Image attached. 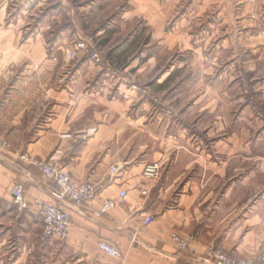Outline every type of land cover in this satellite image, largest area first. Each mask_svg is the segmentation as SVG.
Returning <instances> with one entry per match:
<instances>
[{"label": "crops", "instance_id": "0c3cea01", "mask_svg": "<svg viewBox=\"0 0 264 264\" xmlns=\"http://www.w3.org/2000/svg\"><path fill=\"white\" fill-rule=\"evenodd\" d=\"M82 23L103 39L115 26L114 49L147 26L142 48L192 55L158 84L178 67L193 73L187 88L157 103L88 59L70 63ZM138 66L145 76L160 68L149 57L125 71ZM241 70L256 111L243 105ZM0 137V264H198L211 245L264 256V0H0ZM24 154L55 157L97 187L88 204L60 203L72 215L65 241L43 242L42 217L13 203L17 183L30 203H58ZM109 199L117 205L96 216ZM173 234L194 235L199 256L181 253Z\"/></svg>", "mask_w": 264, "mask_h": 264}, {"label": "built area", "instance_id": "2783aa9c", "mask_svg": "<svg viewBox=\"0 0 264 264\" xmlns=\"http://www.w3.org/2000/svg\"><path fill=\"white\" fill-rule=\"evenodd\" d=\"M92 41V36L83 35L80 37L71 49V59L75 60L80 52H88L91 54V60L97 62L99 65H109L110 62L103 60L97 50L92 48ZM87 135L88 133L81 137L85 138ZM7 145L8 143L0 137V155L6 149ZM20 159L38 168L43 176L55 186V197L58 203H48L41 199H35L33 203H30L26 198L24 184L17 183L11 189L14 205L19 212L34 208L42 217L44 227L40 239L43 242L49 239L67 240L72 228V215L60 203L69 202L78 206L88 204L97 196L96 185L90 182L74 180L55 157L49 160H41L30 154H24ZM125 197L126 192H122L121 198L124 199ZM116 205V200H106L95 215L100 217L108 214ZM153 220V217L147 218L146 224H150ZM172 240L181 253L193 257L199 256L198 250L194 245V235L183 237L178 234H173ZM99 248L111 257L121 258L119 249L108 242H101ZM198 264H264V256H259L255 259L238 258L233 253L226 252L223 248L211 245L207 247Z\"/></svg>", "mask_w": 264, "mask_h": 264}, {"label": "rangeland", "instance_id": "374dc122", "mask_svg": "<svg viewBox=\"0 0 264 264\" xmlns=\"http://www.w3.org/2000/svg\"><path fill=\"white\" fill-rule=\"evenodd\" d=\"M173 23L171 24V26ZM112 34L108 33V31L105 33L106 39H103V37H97L96 32L91 29L90 26L86 23H82V30L79 32L78 39L82 37L83 35L92 36L93 38V46L92 48L96 49L99 53L100 57L105 60L109 61V65L103 66L99 65L97 62L91 60V54L88 52H80L78 57L73 60L71 59L70 52L67 54L68 61L70 63H79L80 60L88 59L92 61L95 65L110 71V74H116V77L122 78V80H125L126 83L134 89V91L138 92L141 96L148 97L152 99L154 102H161L159 98H166L168 96H171V87L172 89L183 91V88H187L186 86H182L185 78H189L191 74L187 73V70L185 69H179L176 67V69L173 71L171 76L166 79V81L160 86L158 84V80L160 77H162L163 73H166L168 69H170L171 65H175L176 63H184L188 60H192V55H190L189 52H180L173 51L171 53H167L164 51L163 48L153 50V52H150L149 50L142 48L143 45L147 44L149 42L148 34L150 33V28L144 27L143 31L135 37L134 39H127L124 41L123 46L113 48L114 43L119 42V39L115 40L113 36H115V32L117 33V29L114 26L112 28ZM114 32V33H113ZM111 34V35H110ZM78 39L76 41H78ZM131 40V41H130ZM116 45V44H115ZM74 46V44H73ZM142 49V50H140ZM147 50V51H145ZM153 53L154 56H151ZM149 57H155L157 61L159 62L160 68H164V71L158 72L160 68L153 72H149L148 76H145L141 71H139L138 67H129L127 71H125L127 66H130L131 64H142L146 61H148ZM161 70V69H160ZM72 72V69H68L65 71V76H70ZM198 76V73H196ZM236 82L239 85L240 95L241 98H244V106L251 107L254 111L257 110V101H256V95L253 93L251 80L248 78L247 72L244 70L237 71L236 72ZM196 76V78H197ZM184 78V80H183ZM152 80V81H151ZM194 80V81H193ZM151 82V83H150ZM195 82V79H192V83ZM189 84V83H188ZM192 85V84H191ZM178 86H180L178 88ZM165 91L167 93H165ZM177 91V92H178ZM166 109L168 114H171V108L167 107Z\"/></svg>", "mask_w": 264, "mask_h": 264}]
</instances>
